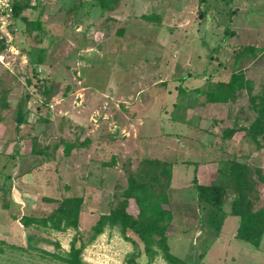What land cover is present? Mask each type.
<instances>
[{"label":"rangeland","instance_id":"374dc122","mask_svg":"<svg viewBox=\"0 0 264 264\" xmlns=\"http://www.w3.org/2000/svg\"><path fill=\"white\" fill-rule=\"evenodd\" d=\"M108 1L31 0L2 41L0 264H66L53 255L68 257L73 240L85 264H170L157 230L141 236L113 216L121 203L140 225L150 215L141 193L127 196L129 174L167 192L168 245L185 264H264V235L258 248L235 237L225 172L247 165L253 210L264 208V134L247 130L264 98V0ZM232 73L249 84L207 100ZM216 170L228 187L221 214L191 186L195 172L217 182ZM68 197L83 199L76 226L59 209Z\"/></svg>","mask_w":264,"mask_h":264},{"label":"trees","instance_id":"16d2710c","mask_svg":"<svg viewBox=\"0 0 264 264\" xmlns=\"http://www.w3.org/2000/svg\"><path fill=\"white\" fill-rule=\"evenodd\" d=\"M108 2V0H101V4L104 8ZM30 5L31 0H17L14 4V17L18 16L22 10L30 7ZM141 18L147 22L153 23H158L160 21V16L155 13L143 14ZM31 26L39 34H45V28L39 18L33 21ZM243 84L249 83L243 81V76L241 74L232 73L227 82H221L219 84V89L211 91L207 94V100L211 102H225L228 97L235 92V89L242 87ZM180 92H182L181 87L179 88V93ZM16 122L19 125L23 124L25 122V117L22 114H19L16 117ZM247 130L250 136L257 142L258 137L264 134V98L257 107V116L247 127ZM235 131V128H226L223 130L222 136L230 138L233 136ZM70 148L71 146L69 144L65 145L64 150L66 154L69 153ZM148 162H153V160H149ZM155 162L159 163L158 160ZM185 163L194 164L196 167L198 166V162L190 160H186ZM166 164L168 167L166 171L165 187L168 189L171 185L173 164L169 162ZM225 172H227L226 175H228L230 181L234 185L235 195L229 203V215L237 216L239 218V226L236 230L235 237L250 243L255 248H258L264 235V208L253 210L255 201L258 198V192L253 188L250 170L247 165L233 159L229 170H226ZM222 178V173L218 171L217 182L207 185L199 181L195 172L191 180L192 190L195 192L194 194L197 203L202 207L214 210L220 214L225 213L224 202L228 189L225 184L219 183ZM261 178L264 180V174H261ZM154 180L157 181L155 178ZM128 183L129 187L126 190L127 196L141 193V197L136 195V199L140 204H142L143 211H148L150 213L148 220L143 225H140L139 219H134L125 212L124 203H121L114 210L113 216L122 222L124 229H131L141 236L150 235L152 231L157 230L159 234L158 241L163 245L166 251L167 261L170 264H185L182 259L170 252L168 245L169 237L166 235V230L171 221L172 214L170 208L164 207V205H169L170 201L167 192L163 191L161 193H151L146 191L143 183H138L133 174H129ZM253 192L255 195L254 197H251ZM82 203L83 199L81 197H68L59 205V209L62 214L67 218H70L72 220V225L74 226L78 224V217ZM102 226L103 220L99 219L92 226V230L96 234L101 233ZM80 254L81 247L77 245L76 240H73L70 246V255L68 257H61L59 255H53V257L65 262L66 264H85L81 261ZM133 261L134 258L131 257L129 264H135Z\"/></svg>","mask_w":264,"mask_h":264},{"label":"built area","instance_id":"2783aa9c","mask_svg":"<svg viewBox=\"0 0 264 264\" xmlns=\"http://www.w3.org/2000/svg\"><path fill=\"white\" fill-rule=\"evenodd\" d=\"M17 0H0V47L14 20V4ZM0 49V60L2 59Z\"/></svg>","mask_w":264,"mask_h":264},{"label":"crops","instance_id":"0c3cea01","mask_svg":"<svg viewBox=\"0 0 264 264\" xmlns=\"http://www.w3.org/2000/svg\"><path fill=\"white\" fill-rule=\"evenodd\" d=\"M174 166H175V164H173L172 168H174ZM200 166H201V165L198 164L197 169H198ZM196 174H197V173H196ZM217 175H218V172H217V170H216V172H215V178H217ZM172 178H173V169H172Z\"/></svg>","mask_w":264,"mask_h":264}]
</instances>
